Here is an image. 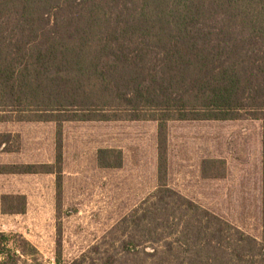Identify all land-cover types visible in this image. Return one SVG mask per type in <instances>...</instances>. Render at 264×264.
Instances as JSON below:
<instances>
[{"label": "trees", "instance_id": "obj_1", "mask_svg": "<svg viewBox=\"0 0 264 264\" xmlns=\"http://www.w3.org/2000/svg\"><path fill=\"white\" fill-rule=\"evenodd\" d=\"M9 104L34 109L19 121L57 124L56 159L0 174L54 175L58 208L63 122H157V188L122 221L144 228L152 252L135 253L141 241L131 235L120 244L123 254L143 253L156 264H264V240L166 184L169 121L248 114L264 128V0H0V108ZM122 157L101 149L97 164L118 169ZM262 158L264 182V146ZM26 204L24 195L0 198L4 215L24 214ZM7 244L0 233V264L14 260ZM21 246L20 257H39L23 238Z\"/></svg>", "mask_w": 264, "mask_h": 264}, {"label": "rangeland", "instance_id": "obj_2", "mask_svg": "<svg viewBox=\"0 0 264 264\" xmlns=\"http://www.w3.org/2000/svg\"><path fill=\"white\" fill-rule=\"evenodd\" d=\"M9 105L0 108V165L54 164L57 124L19 121L17 117L30 116L34 109ZM157 127L152 120L63 122L59 208L54 175L38 174L34 182L16 176L20 174H0V198L28 192L24 214L4 215L0 210V233L8 237L11 264H56L58 254L62 264L82 257L84 264H156L143 253L123 254L120 244L134 235L141 241L135 253L152 252L144 228L128 229L122 221L157 188ZM166 130L167 186L257 241L264 240L262 121L248 114L234 121L172 120ZM101 149L121 150L122 166L99 167ZM213 160L224 164L211 165ZM226 174L225 180H211ZM21 238L39 257L19 256Z\"/></svg>", "mask_w": 264, "mask_h": 264}, {"label": "crops", "instance_id": "obj_3", "mask_svg": "<svg viewBox=\"0 0 264 264\" xmlns=\"http://www.w3.org/2000/svg\"><path fill=\"white\" fill-rule=\"evenodd\" d=\"M1 164H6V163H1ZM7 165V167H11V166H38V164H20V163H17V162H14V163H8V164H6ZM0 167H4L3 165H0ZM6 167V166H5ZM9 175H11V174H9ZM16 176H20V177H24V180L25 181H27V180H34V182L36 181V178L38 177V174L37 173H34V174H32V173H24V174H20V175H16ZM241 176H245V177H250L247 173H242L241 174ZM227 177H228V175L226 174V176L224 175V176H222V177H218V178H216V177H211V180H223V178H224V180L225 179H227ZM254 191H257L256 192V197H258L259 198V194H260V190H259V188H256ZM27 194H28V192H27V190H25V189H23L22 191H20V192H16V193H13V194H8V195H24L25 197L27 196ZM27 199V198H26ZM259 200H260V198H259Z\"/></svg>", "mask_w": 264, "mask_h": 264}]
</instances>
